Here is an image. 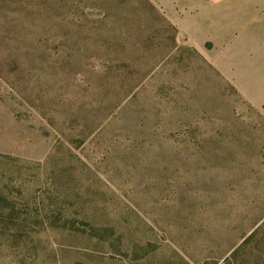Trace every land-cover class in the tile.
<instances>
[{"label": "rangeland", "instance_id": "rangeland-1", "mask_svg": "<svg viewBox=\"0 0 264 264\" xmlns=\"http://www.w3.org/2000/svg\"><path fill=\"white\" fill-rule=\"evenodd\" d=\"M260 98L264 0H0V264H264Z\"/></svg>", "mask_w": 264, "mask_h": 264}, {"label": "crops", "instance_id": "crops-1", "mask_svg": "<svg viewBox=\"0 0 264 264\" xmlns=\"http://www.w3.org/2000/svg\"><path fill=\"white\" fill-rule=\"evenodd\" d=\"M259 66H260V64H259ZM258 80L261 81V76H260V74L258 75ZM253 102H254L256 105L264 104V98H260L259 100H253Z\"/></svg>", "mask_w": 264, "mask_h": 264}]
</instances>
